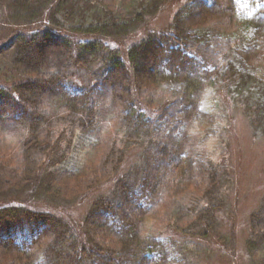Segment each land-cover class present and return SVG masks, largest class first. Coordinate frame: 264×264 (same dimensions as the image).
Instances as JSON below:
<instances>
[{
	"label": "trees",
	"instance_id": "obj_1",
	"mask_svg": "<svg viewBox=\"0 0 264 264\" xmlns=\"http://www.w3.org/2000/svg\"><path fill=\"white\" fill-rule=\"evenodd\" d=\"M174 3L165 31L118 46ZM6 7L12 38L0 62L12 80L0 83V124L17 136L0 140V195L91 191L117 174L127 149L140 151L92 202L82 238L50 211L0 206V264H179L165 232L207 238L226 204L228 104H243L264 133V0H0ZM73 67L88 82L74 81ZM108 128L117 134L105 139ZM84 133L100 153L75 165ZM162 207L172 226H149ZM246 245L264 254V196Z\"/></svg>",
	"mask_w": 264,
	"mask_h": 264
},
{
	"label": "rangeland",
	"instance_id": "obj_2",
	"mask_svg": "<svg viewBox=\"0 0 264 264\" xmlns=\"http://www.w3.org/2000/svg\"><path fill=\"white\" fill-rule=\"evenodd\" d=\"M179 5L180 3L177 5L174 3L164 6L155 17L149 20L147 26L137 34L118 42V46L124 51L130 45L144 39L150 32L165 31ZM7 12H10L8 7L0 11V48L8 45L12 38L9 25L4 26ZM11 70L12 65L8 60L4 59L0 62V79H2L0 83L4 84V81L10 83L12 80L10 79L12 77ZM73 71L76 72V75L72 74L71 76L74 81L80 84L88 82L89 76L86 69L73 67ZM228 110L227 147L224 148L225 154H222V161L229 166L231 181L226 191V204L218 212V230L217 233H213L207 238H201L178 234L170 227L165 232V236L179 243L178 248L180 249L177 253L178 258L181 259L179 264H263L264 254L258 252L252 256L247 248L246 240L250 232V214L260 205L264 196V133L255 132L243 104L237 105L235 102H231L228 104ZM4 126L5 123L0 124L1 142L7 145L14 143L17 135L5 133L7 131ZM116 134V129L112 128L102 131V136L105 139L109 135ZM216 141L213 138L209 142L210 146L215 145ZM93 143L95 140L89 135L79 134L74 140L70 162L79 165L87 158H97L100 151L92 147ZM222 145L215 146L217 155L222 153ZM126 151V161L117 174L91 191L83 192L75 188L73 192L70 191L66 195L55 197L54 200L38 199L29 193L17 196L0 195V206L20 203L33 210L50 211L61 216L71 230L82 238L85 236L81 227L82 220L92 202L101 195L109 194L116 179L131 172L132 167L138 162L139 148ZM170 212L169 208L162 207L155 216L156 219L148 218V225L157 229L171 225L170 219L167 218L170 216Z\"/></svg>",
	"mask_w": 264,
	"mask_h": 264
}]
</instances>
